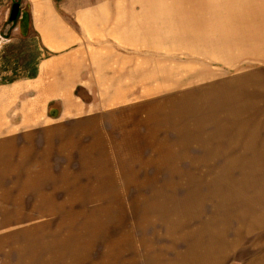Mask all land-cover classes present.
<instances>
[{"label": "rangeland", "instance_id": "1", "mask_svg": "<svg viewBox=\"0 0 264 264\" xmlns=\"http://www.w3.org/2000/svg\"><path fill=\"white\" fill-rule=\"evenodd\" d=\"M43 1L0 0V84L84 46L94 92L1 148L0 264H264V0H52L56 54Z\"/></svg>", "mask_w": 264, "mask_h": 264}, {"label": "crops", "instance_id": "2", "mask_svg": "<svg viewBox=\"0 0 264 264\" xmlns=\"http://www.w3.org/2000/svg\"><path fill=\"white\" fill-rule=\"evenodd\" d=\"M57 17V13L52 7V0H44L43 4L35 3L32 7L31 30L24 28L29 32L21 34V36L23 35V39H27L31 31L38 34L43 40L42 52L45 48L55 54L65 51L70 44L77 43L79 37L70 31L68 24L54 22V18ZM20 29L22 30V28H18V30ZM4 62L6 64L3 66L2 63L1 66L8 70L5 72V77L10 81L0 84V150L3 148L2 157L13 151V149L5 148L17 143L13 136L28 130L29 124L31 126L40 124V121H37L35 117L32 123L28 121L29 110H33L35 113L41 110L44 114L46 102L49 105L53 102L61 103L65 99L73 103L75 110L78 108L87 109L86 104H82L76 99V94L82 88H85L88 93L94 92L89 88L94 85L93 79L91 74L87 73V65L92 67L93 63L92 48L82 46L72 54L64 53L48 58H45L42 53L34 65L30 66L25 61L18 62L14 63L12 70H9L8 62ZM29 96L35 98L30 99ZM71 107L62 104L61 109L64 113L61 112L58 117L68 116L67 113ZM15 110L19 111L20 116L15 117L14 121V117L10 115ZM43 121L44 119H41V124H44ZM244 212L249 213L250 210Z\"/></svg>", "mask_w": 264, "mask_h": 264}, {"label": "water", "instance_id": "3", "mask_svg": "<svg viewBox=\"0 0 264 264\" xmlns=\"http://www.w3.org/2000/svg\"><path fill=\"white\" fill-rule=\"evenodd\" d=\"M20 4L19 3H15L11 12V17H10V21L11 23H15L20 15Z\"/></svg>", "mask_w": 264, "mask_h": 264}, {"label": "bare ground", "instance_id": "4", "mask_svg": "<svg viewBox=\"0 0 264 264\" xmlns=\"http://www.w3.org/2000/svg\"><path fill=\"white\" fill-rule=\"evenodd\" d=\"M242 4V3H241ZM235 6V5H234ZM243 6V5H242ZM226 8V7H225ZM237 8V7H236ZM223 10V9H222ZM227 22V21H226Z\"/></svg>", "mask_w": 264, "mask_h": 264}]
</instances>
